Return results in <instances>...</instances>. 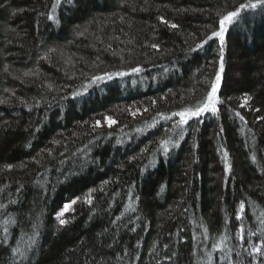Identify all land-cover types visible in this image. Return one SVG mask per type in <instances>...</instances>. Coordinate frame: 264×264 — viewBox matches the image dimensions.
<instances>
[{
    "label": "trees",
    "instance_id": "trees-1",
    "mask_svg": "<svg viewBox=\"0 0 264 264\" xmlns=\"http://www.w3.org/2000/svg\"><path fill=\"white\" fill-rule=\"evenodd\" d=\"M247 2L0 0V264H261L245 250L264 240V9L241 10L222 54L215 37L189 50ZM221 61L218 114L180 139L172 113Z\"/></svg>",
    "mask_w": 264,
    "mask_h": 264
},
{
    "label": "snow or ice",
    "instance_id": "snow-or-ice-1",
    "mask_svg": "<svg viewBox=\"0 0 264 264\" xmlns=\"http://www.w3.org/2000/svg\"><path fill=\"white\" fill-rule=\"evenodd\" d=\"M59 3V0H57V4ZM56 5H53V9H55ZM257 7H260L262 9H264V0H255V2H253V0H248L247 3H241L239 5V7L236 10L233 11H228L226 15H220L219 16V29L218 30H213L211 32V35H208L206 37V39H204L201 43L196 45V48L194 49H189L190 51H195L196 49L202 48L204 44H207L209 41H211L214 37L215 38H219L220 44H221V49L220 52L221 54L223 53V43H224V38H225V32L228 30V25L232 24L234 22L235 19L239 18L240 16V12L243 9H255ZM48 19L51 20L53 19V16H48ZM158 19L161 20L162 23H166L168 24V26H170L171 28L175 29L178 27L177 24L175 23H170L168 21H165L163 17H159ZM151 47L153 49H159V45L157 43H153L151 45ZM131 71L133 73L139 72L141 71L140 68L137 67H133L131 69ZM223 72V63L221 61L220 63V67H219V71L216 72L215 74V79L214 81L211 83V87L210 90L207 92V94L203 97V99H201L200 101H198L194 106L192 107H185L183 108L181 111L178 112H173L172 113V117H179V119L175 122L173 128L174 130H176V135L180 138L183 139V134H184V126L188 125L189 120L192 118H199L201 115L205 114V113H211L213 115L218 114L219 112V108L218 105L223 103V101H221L218 97V90L220 88V84H221V73ZM31 73H25V75H30ZM126 73L120 72V73H105V76L108 79H111V77L113 75H125ZM105 76H95L93 79L94 81H100L103 80L105 78ZM52 86L49 85V88H51ZM252 97L251 96H246L244 98V103L240 105V107H244L247 102L249 100H251ZM144 111H147V109H145ZM257 111H259L257 109ZM133 116H135L137 113L134 111L131 113ZM161 118L163 119H171L172 117H164L163 114H160ZM236 116H238L241 121H244V117L239 113L236 112L235 113ZM259 119L264 120V117H259ZM109 126H111L112 124L116 123V121H114L111 117L107 118ZM246 123V122H245ZM100 124V121H96V125L98 126ZM221 131H223V129H221ZM171 143L170 140H161L160 141V147L164 152H167L168 150V144ZM178 146L177 144H173V147ZM50 155V153H49ZM223 159H224V164H225V168L224 170L226 172H231L232 170V165L228 162V157H229V153L227 150H225L223 153ZM135 159V157L133 158ZM252 159L255 160L256 157L255 155L252 156ZM6 167L8 169H11L13 166L12 165H6ZM87 203L91 204V198H87L86 200ZM10 203H15V201H10ZM73 203H75V201H73ZM244 203L241 202V204L239 205V212L237 214V219L238 220H242L243 216L241 215L243 213L244 210ZM6 205L0 203V210L5 209ZM71 208V205H65L64 210L61 211L58 216L59 217H63L64 216V212L68 211ZM129 208L132 211H135V208L132 207L131 205H129ZM258 220L260 223L264 224V212H262L260 214V217H258ZM9 223L8 220L4 221V224L7 225ZM59 223L61 225H64L67 223L66 220L64 219H60ZM134 230V229H133ZM8 228L5 227L4 228V232L5 234L7 233ZM205 233H207V229H205ZM248 236H254L257 235V231L256 229H252L250 231L247 232ZM207 238V236L205 237ZM238 239H245V229L243 227V225L241 226L240 232L238 233ZM225 241H226V237L225 236H221L220 240L216 243H214L212 245V251H224L225 249ZM34 242V241H33ZM232 249H228L227 252H225V258H228V253L231 252ZM245 251L248 252L249 256H260L262 258L261 260V264H264V240H261V244L260 245H256V244H252L250 247V250L246 249ZM13 252H18L21 256L24 255L23 252H19V249H13ZM237 256L240 255L239 252L235 253ZM169 259H171V257H169ZM210 260H211V252L209 253V264H210ZM241 264H243V262H241Z\"/></svg>",
    "mask_w": 264,
    "mask_h": 264
},
{
    "label": "rangeland",
    "instance_id": "rangeland-1",
    "mask_svg": "<svg viewBox=\"0 0 264 264\" xmlns=\"http://www.w3.org/2000/svg\"><path fill=\"white\" fill-rule=\"evenodd\" d=\"M236 76H237V78H239V77H240V73H237ZM72 207H73V205H71V208H70L68 211L64 212V216H63V217H59V216H58V214H59L61 211H63L64 209L60 210V211L58 212L57 216H56V217H57V220L59 221L61 218L65 220V216H66L68 213H70V211L72 210Z\"/></svg>",
    "mask_w": 264,
    "mask_h": 264
}]
</instances>
